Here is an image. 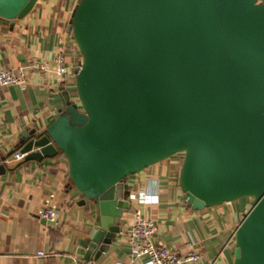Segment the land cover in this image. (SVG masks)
Listing matches in <instances>:
<instances>
[{"label": "water", "instance_id": "water-1", "mask_svg": "<svg viewBox=\"0 0 264 264\" xmlns=\"http://www.w3.org/2000/svg\"><path fill=\"white\" fill-rule=\"evenodd\" d=\"M36 1L0 0V23ZM68 32L76 99L63 92L42 154L54 147L97 207L94 259L133 207L128 178L180 154L192 210L250 201L232 264H264V0H79Z\"/></svg>", "mask_w": 264, "mask_h": 264}, {"label": "crops", "instance_id": "crops-1", "mask_svg": "<svg viewBox=\"0 0 264 264\" xmlns=\"http://www.w3.org/2000/svg\"><path fill=\"white\" fill-rule=\"evenodd\" d=\"M79 0H37L31 11L13 24L0 23V70L47 63L51 71L28 69L23 85L0 86V264H130L128 236L132 213L124 215L120 234L103 255L87 249L96 228L97 207L83 202L70 186L67 163L50 145L45 130L59 111L65 110L63 92L76 99L74 76L80 59L68 26ZM63 57L68 74L53 72ZM40 154L15 162L16 152ZM182 155L152 165L128 178L131 194L147 189L158 202L141 207L155 222L156 246L184 254L195 251L200 259L188 264H232L233 234L248 211L247 199L192 210L183 199L178 176ZM156 185L153 186V181ZM53 195L58 214L49 224L39 216L44 201ZM37 252L46 256L39 257ZM91 258L84 262L83 259ZM145 257L136 264H145Z\"/></svg>", "mask_w": 264, "mask_h": 264}, {"label": "built area", "instance_id": "built-area-1", "mask_svg": "<svg viewBox=\"0 0 264 264\" xmlns=\"http://www.w3.org/2000/svg\"><path fill=\"white\" fill-rule=\"evenodd\" d=\"M28 69L39 72L51 71L47 63H33L29 66H18L7 70H0V86L25 84ZM53 72L59 79H64L67 76L68 65L63 57H59L56 60ZM28 155V152H16L13 155V160L15 162H22ZM142 193L144 195L155 194V192H150L147 189H141L135 195L131 194V202L133 200V204L137 208L132 213V224L128 236L129 254L132 259L130 264H136V260L140 257L146 258L145 264H188L198 262L200 257L193 250L179 254L164 246H156L154 244L152 236L156 231V225L152 219L142 215L141 207L149 205L142 202ZM53 199L54 196L49 195L39 212V216L49 224L56 223L58 217ZM37 256L44 257L46 255L43 252H37Z\"/></svg>", "mask_w": 264, "mask_h": 264}, {"label": "clouds", "instance_id": "clouds-1", "mask_svg": "<svg viewBox=\"0 0 264 264\" xmlns=\"http://www.w3.org/2000/svg\"><path fill=\"white\" fill-rule=\"evenodd\" d=\"M156 185V181H153V186ZM142 197V202L144 204H155L158 202V195L152 194V195H144L143 193L141 194Z\"/></svg>", "mask_w": 264, "mask_h": 264}, {"label": "rangeland", "instance_id": "rangeland-1", "mask_svg": "<svg viewBox=\"0 0 264 264\" xmlns=\"http://www.w3.org/2000/svg\"><path fill=\"white\" fill-rule=\"evenodd\" d=\"M245 202H249V200L247 199ZM250 208V204L247 205V209Z\"/></svg>", "mask_w": 264, "mask_h": 264}]
</instances>
